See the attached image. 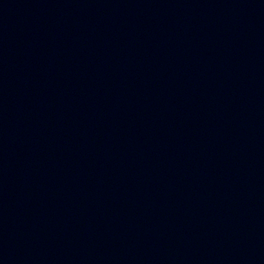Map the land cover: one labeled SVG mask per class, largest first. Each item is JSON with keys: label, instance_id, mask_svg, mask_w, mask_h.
Segmentation results:
<instances>
[{"label": "water", "instance_id": "obj_1", "mask_svg": "<svg viewBox=\"0 0 264 264\" xmlns=\"http://www.w3.org/2000/svg\"><path fill=\"white\" fill-rule=\"evenodd\" d=\"M0 264H264V0H0Z\"/></svg>", "mask_w": 264, "mask_h": 264}]
</instances>
